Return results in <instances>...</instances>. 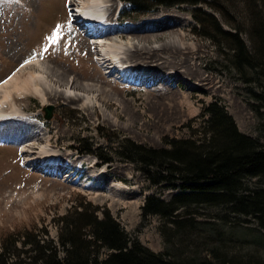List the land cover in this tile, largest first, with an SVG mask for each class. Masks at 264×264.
<instances>
[{"label":"rangeland","instance_id":"1","mask_svg":"<svg viewBox=\"0 0 264 264\" xmlns=\"http://www.w3.org/2000/svg\"><path fill=\"white\" fill-rule=\"evenodd\" d=\"M198 1L200 5L193 7L157 5L153 0L142 14L126 0L107 3L112 6L104 9L109 39L130 45L123 61L146 66L160 79L130 85L102 64L96 45L101 35H87L71 17L75 0H0V83L16 74L21 86L30 74L40 72L34 65L38 58L51 88L44 93L45 102L32 89L21 99L11 93L22 120L0 131V252L11 251L13 242L21 248L23 238L13 239L24 233L58 245L53 220L81 202L108 209L131 240L183 264L215 256L240 264L264 263V228L254 216L237 212L227 201L191 203L178 211L177 221L195 226L181 239L168 220L141 219V207L151 195L170 202L175 195L188 193L183 189L187 183L155 184L136 163L117 156L108 165H98L94 157L72 148L78 138L105 150L125 138L153 149L166 148L164 141L191 137V129L200 128L205 119L202 110L215 101L241 134L264 147L259 132L264 81L250 68L235 71L227 61L229 52L202 36L191 16L195 8L201 9L223 30L239 28L250 50L252 11L245 0ZM254 12L264 21V2ZM137 56L148 60L135 61ZM47 105L53 106L49 121L44 120ZM97 128L110 135V142ZM43 147L51 160L41 152ZM263 188L256 178H242L235 193L241 197ZM13 260L16 263L10 264L28 262L21 256Z\"/></svg>","mask_w":264,"mask_h":264},{"label":"trees","instance_id":"2","mask_svg":"<svg viewBox=\"0 0 264 264\" xmlns=\"http://www.w3.org/2000/svg\"><path fill=\"white\" fill-rule=\"evenodd\" d=\"M126 1L134 12L142 14L146 12L145 5L153 0ZM154 1L157 5L167 6L200 5L198 0ZM261 2L264 0H245L254 23L248 33L250 50L239 28L230 26L231 30H223L214 17L201 9L195 8L191 16L202 36L211 39L217 49L229 52L227 61L235 71L250 68L264 81V21L254 12ZM209 8L213 7L209 5ZM201 117L205 119L200 128L191 129V137L164 141L166 148L153 149L127 138L117 139L114 147L108 150L78 138L72 148L77 154L94 157L98 165H108L117 156L123 162L136 163L155 184L187 183L183 189L188 193L177 194L170 202L151 195L141 207V219L146 220L149 216L166 219L181 239L195 226L187 221H177L178 211L187 209L191 203L217 205L227 201L237 212L254 216L264 228V188L241 197L235 193L242 178H256L264 183V147L241 134L232 117L216 101L202 110ZM96 131L107 143L110 142V135L104 134L100 128ZM259 132L264 139V121L259 124ZM53 221L58 231V245L37 238V234H34V240L27 233L17 235L13 240L18 242L23 238L21 248L18 249L15 242L10 243L11 251L4 249L0 252V257L4 258L1 264L16 263L17 260L13 259L20 256L28 261L27 264H183L167 257L166 253L156 254L137 240H131L106 208L74 203L66 214ZM103 252L107 254L101 258ZM189 264L240 263L215 256L213 260L204 257Z\"/></svg>","mask_w":264,"mask_h":264},{"label":"bare ground","instance_id":"3","mask_svg":"<svg viewBox=\"0 0 264 264\" xmlns=\"http://www.w3.org/2000/svg\"><path fill=\"white\" fill-rule=\"evenodd\" d=\"M113 1L114 0H80L79 1V3L84 2V5H86L88 9H92L95 7V10L98 12L97 14L90 16L89 17L90 20L102 19L103 28H99L98 26L94 27L96 28L97 36L99 37V35H101V37L98 38V41L100 39L101 40L99 41V43L96 41V45L99 48L98 51L100 52V56L103 57L101 59L102 64L105 66L106 70H108L111 67V70H109L108 73L115 74V71L120 72V75L117 73V76L121 81H124V82L127 80L136 79L139 82H141V84H143L149 79L154 82L156 80H160V79H157V74L146 70L144 68L146 66L144 67L140 66V68H137L136 67L137 65L131 66L130 63L124 62L123 61V59L125 58L124 49L130 45L123 44L121 41H118L115 39L114 40L109 39L110 31L106 25L107 18L104 15V9L106 12L107 7L109 6L107 5V3H112ZM109 7H112V6H109ZM84 13H86V11ZM74 21L76 22L78 27H80V30L84 28L83 23L80 20L74 19ZM158 27H161L160 24H158ZM104 28L105 30H103ZM87 35H90L93 37L92 33H87ZM138 58L139 57L137 56L135 61H141V63L144 62L145 60H148L147 57L144 58L143 60H139ZM38 61H39L38 58H36L34 60V65H37V68L40 69L39 70L40 72H36L35 74L34 73L30 74V77L28 78V80L24 81L21 86L17 85L19 78L17 77L16 74H14L11 78L6 79V81H3L2 83H0V131H5L6 128L4 127L7 126L8 124L10 123L15 124L16 122H19L22 120L13 102L11 93H15L16 99H21L23 98V95L28 94L29 89H32L35 92V94L40 97L42 102H45L44 93L47 90L48 91L51 90L50 81H48L47 78L45 77V73H43V69H42L43 67H41L38 64L39 63ZM151 62L152 61L150 60V63ZM113 68L114 70H112ZM163 75H161L162 79H164ZM68 92L69 91H67L66 93ZM9 107H11L12 109H10L6 114H4L3 111H7L6 108H9ZM48 151L44 147L41 149V152L44 154L46 160H51L50 152Z\"/></svg>","mask_w":264,"mask_h":264},{"label":"water","instance_id":"4","mask_svg":"<svg viewBox=\"0 0 264 264\" xmlns=\"http://www.w3.org/2000/svg\"><path fill=\"white\" fill-rule=\"evenodd\" d=\"M43 111H44V120L45 121H49L52 119V116H53V106L52 105H47L43 108Z\"/></svg>","mask_w":264,"mask_h":264},{"label":"snow or ice","instance_id":"5","mask_svg":"<svg viewBox=\"0 0 264 264\" xmlns=\"http://www.w3.org/2000/svg\"><path fill=\"white\" fill-rule=\"evenodd\" d=\"M58 31L57 32H55L54 34H53V36H52V40H53V42L55 43L56 42V37L58 36ZM45 51H47V49H45ZM35 57H33V59H34Z\"/></svg>","mask_w":264,"mask_h":264}]
</instances>
